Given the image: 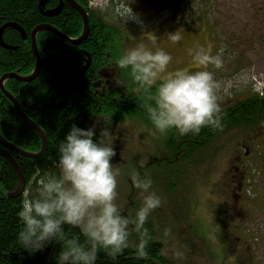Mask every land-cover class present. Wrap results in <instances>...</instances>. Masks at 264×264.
I'll list each match as a JSON object with an SVG mask.
<instances>
[{"label":"rangeland","instance_id":"1","mask_svg":"<svg viewBox=\"0 0 264 264\" xmlns=\"http://www.w3.org/2000/svg\"><path fill=\"white\" fill-rule=\"evenodd\" d=\"M89 1L93 10L103 5V0ZM214 10L210 25L206 21H177L168 6L149 20L140 16L142 23L115 20L120 44L112 50L116 53L113 58L143 42L153 50L162 48L170 53V71L194 69L190 50L205 48L214 53L215 36L220 46H227L226 52L236 53L226 59L222 70L213 69L221 82V109L251 91L264 94V0H215ZM170 32H178L181 39L172 43L167 37ZM118 75L126 77L115 65L105 67L95 87L99 92L123 87L115 82ZM112 120L95 115L90 124L99 134L102 129L111 134L116 153L111 161L117 180L115 203L123 214L134 216L142 197L131 174L151 177V191L160 196L161 204L149 214L145 227L149 242L160 244L169 262L264 264V130L225 132L197 154L189 157L181 153L174 159L167 141L179 135L175 130L152 136L146 131L151 127L146 121ZM137 242V234L132 233L128 248Z\"/></svg>","mask_w":264,"mask_h":264},{"label":"trees","instance_id":"2","mask_svg":"<svg viewBox=\"0 0 264 264\" xmlns=\"http://www.w3.org/2000/svg\"><path fill=\"white\" fill-rule=\"evenodd\" d=\"M39 2L40 0H0V28L7 23H16L29 37L24 41L16 30L8 28L4 31V42L14 50L0 46V79L11 73L21 76L32 74L36 63L30 35L37 26H55L70 38H78L82 34V19L73 8L65 4L59 15L48 18L40 13ZM58 2L50 0L46 9L56 8ZM89 3V0L79 1L88 13L90 24V32L84 42L73 45L49 31L40 32L37 35V45L42 68L38 77L29 83L15 79L4 83L6 90L16 98L23 112L44 131L48 139L46 154L37 159L22 158L9 150L26 177V189L35 167L51 170V160L46 157L53 160L56 158L58 143L72 124L81 128L91 127L90 120L95 115L113 118L112 122L141 119L149 123L141 107L144 96L136 92L131 79L127 88H106L102 92L92 85L102 68L114 62L112 58L116 57V53L112 50L119 48L120 32L113 21H106L102 12L99 9L93 10ZM164 3L171 10V17L186 24L194 20L206 21L210 25L215 13V0H138L134 10L143 20H149L166 7L163 6ZM214 38L217 50L220 41L215 36ZM88 60L90 66L86 72L67 75L62 80L68 93L66 106L60 109L47 107L48 104L58 103L62 99L57 84L59 75L66 70L84 67ZM222 113L223 126L220 129L205 127L197 135H172L167 141V148L173 158L176 159V153H185L189 157L195 155L225 132L235 129L264 130V97L257 93L251 91L242 100H230ZM95 131L99 136L98 130ZM0 134L8 142L27 152L37 153L42 149L39 135L19 117L13 104L1 90ZM17 188L18 180L13 168L0 156V264H55L54 257L60 250V245L56 242L36 252L19 247L16 234L21 224L16 212L19 210L21 196L8 197ZM65 228L70 235L78 234V229L69 226ZM147 251L148 256L141 259L135 255L134 248H126L114 260L100 252L96 264H172L163 256L160 244L149 242Z\"/></svg>","mask_w":264,"mask_h":264},{"label":"clouds","instance_id":"3","mask_svg":"<svg viewBox=\"0 0 264 264\" xmlns=\"http://www.w3.org/2000/svg\"><path fill=\"white\" fill-rule=\"evenodd\" d=\"M134 3L103 0L99 11L108 22L142 23ZM167 37L172 43L181 39L178 32L167 33ZM226 48L222 45L214 53L205 48L190 50L194 69L170 71V53L153 50L143 42L115 58V68L126 74L124 79L114 77L115 82L127 88L130 77L136 92L144 96L141 107L151 125L146 128L148 135H165L170 130L181 136L197 135L205 127L222 128L221 82L213 69L222 70L226 59L236 55ZM110 137L107 129L97 136L95 125L81 128L72 124L58 143L56 158L46 157L51 160V170L35 167L16 212L21 224L16 234L19 247L36 252L56 242L60 250L55 264H96L100 252L113 260L122 254L129 247V237L136 233L135 255L148 256L151 236L145 224L161 198L151 191L150 176L133 173L131 180L142 202L134 216L123 214L115 203L117 180L111 161L116 153ZM65 226L78 229V234L70 235Z\"/></svg>","mask_w":264,"mask_h":264},{"label":"water","instance_id":"4","mask_svg":"<svg viewBox=\"0 0 264 264\" xmlns=\"http://www.w3.org/2000/svg\"><path fill=\"white\" fill-rule=\"evenodd\" d=\"M65 1H67L81 16V18L83 20V26H84L82 35L78 39L72 40V39L68 38L67 36H65L63 33H61L57 28H55L52 25L43 24V25L37 26L31 33L32 50H33V54H34L35 60H36V68H35L34 72L30 76H27V77L20 76L19 74H15V73L5 74L0 80V90L13 103L19 117L32 130H34L39 135L41 142H42V149L40 152L30 153V152H26V151L20 149L19 147L9 143L0 135V144L2 146V147H0V156L5 158L9 162V164L12 166V168H13L16 176H17V180H18L17 190L15 192L8 194V197H10V198H16V197L22 196V192L26 189V177H25V175L21 169V166L12 157L9 150L16 152L21 157L30 158V159H37V158H40L46 154L47 149H48V139H47L44 131L23 112L19 102L14 98V96L12 94H10L5 89L4 82L6 80L15 79V80H18V81L23 82V83H29L38 77V75L41 72V68H42V62H41V58H40V55H39V52L37 49V41H36V37H37L38 33L43 32V31H49V32L57 35L61 39L65 40V41H67L73 45H79L87 39L89 32H90V24H89V18H88L87 12L75 0H65ZM48 2H49V0H41L40 1L39 11L41 12V14L43 16L49 17V18L59 15L63 9L64 0L60 1V4L58 5L57 8L52 9V10H45V6ZM8 28H12V29L18 31L21 34L22 39H24V40L28 39L27 33L25 32V30L21 26H19L16 23H7L0 28V46L2 48L8 49V50H14L13 48H11L7 44H5V42L3 40V33ZM88 68H89V63L87 64V66H85L82 69L66 70V71L62 72L61 75L58 77L57 82H58L59 88L63 94V99L59 103H50L47 105V107L59 108V109L65 107V105L67 103V92H66L65 88H63V86H62V83H61L62 79L64 77H66L67 75L82 74V73L86 72L88 70Z\"/></svg>","mask_w":264,"mask_h":264},{"label":"flooded vegetation","instance_id":"5","mask_svg":"<svg viewBox=\"0 0 264 264\" xmlns=\"http://www.w3.org/2000/svg\"><path fill=\"white\" fill-rule=\"evenodd\" d=\"M58 1H59V2H58V4H59L61 0H58ZM75 1H77V2L79 3L80 0H75ZM65 4H67L69 7H71V5H70L67 1L64 0V5H65ZM71 8H72V7H71ZM169 151H170V150H169ZM176 154L178 155L179 153H176Z\"/></svg>","mask_w":264,"mask_h":264}]
</instances>
